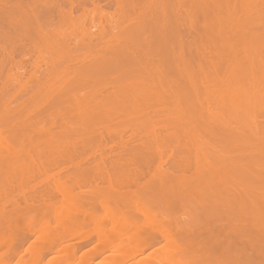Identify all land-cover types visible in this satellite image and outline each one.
Listing matches in <instances>:
<instances>
[{"label":"bare ground","instance_id":"1","mask_svg":"<svg viewBox=\"0 0 264 264\" xmlns=\"http://www.w3.org/2000/svg\"><path fill=\"white\" fill-rule=\"evenodd\" d=\"M44 254L264 264V0H0V264Z\"/></svg>","mask_w":264,"mask_h":264},{"label":"rangeland","instance_id":"2","mask_svg":"<svg viewBox=\"0 0 264 264\" xmlns=\"http://www.w3.org/2000/svg\"><path fill=\"white\" fill-rule=\"evenodd\" d=\"M90 6V5H89ZM201 24H197L196 25V27H198V26H200ZM221 221H219L218 223H220ZM217 223V224H218ZM222 223V222H221ZM225 223V222H224ZM87 227L89 228V226L87 225ZM118 237H119V239H118ZM120 237L121 236H117L116 235V239L115 238H113V239H111L112 241H111V250H108L107 252H104L103 254H101V255H99V256H94L93 258L91 257V261H97V260H99V259H104V257L103 256H107V257H105L106 258V261H108V262H111V261H113V260H115V258H116V256H117V254L118 253H120L121 251H122V248H121V246H115L114 244L115 243H119V240H120ZM94 238V237H93ZM93 238H92V240L90 241L89 240V242L87 241V243L85 242V240H88V239H85L84 240V242H83V240H82V242H81V244L83 243V246L81 247L82 248V250H85V249H87V248H89L90 246H91V244H92V242L93 241H95V239L93 240ZM118 239V240H117ZM74 240V239H73ZM117 240V241H116ZM71 241L72 240H67L66 242H64L63 243V245H67V244H70L71 243ZM74 241H77V242H79L80 243V240L79 239H76V240H74ZM27 242V241H26ZM77 244V243H76ZM78 245V244H77ZM93 245V244H92ZM58 246V245H57ZM79 249H80V247H79ZM153 249V247L152 246H150V247H148L147 249H145L144 250V252H143V255H145L146 253H148V252H150L151 250ZM147 250V251H146ZM77 251H78V247H77ZM146 251V252H145ZM76 256H78L79 255V252L77 253L76 252ZM109 254V255H108ZM47 255V254H46ZM46 255L44 254V256H43V258H42V261L41 262H37L36 264H45L46 263V261H47V258H46ZM62 256H63V254H61ZM27 256V255H26ZM139 256V255H138ZM47 257H48V255H47ZM89 257V256H88ZM137 257V256H136ZM134 257L133 258V260L132 259H130V260H128L127 262H126V264L129 262V264H136L139 260V258L141 257V255H140V257ZM24 258H26L25 256H24ZM94 259V260H93ZM146 260H147V258H146ZM145 260V261H146ZM103 262H104V260H102ZM131 261V262H130ZM148 261H149V259H148ZM139 263V262H138ZM50 264H51V262H50ZM53 264V263H52ZM105 264H108L107 262H105Z\"/></svg>","mask_w":264,"mask_h":264}]
</instances>
